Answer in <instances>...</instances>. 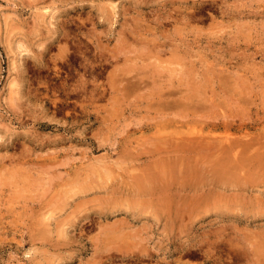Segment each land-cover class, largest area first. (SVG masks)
Returning <instances> with one entry per match:
<instances>
[{
    "label": "rangeland",
    "instance_id": "rangeland-1",
    "mask_svg": "<svg viewBox=\"0 0 264 264\" xmlns=\"http://www.w3.org/2000/svg\"><path fill=\"white\" fill-rule=\"evenodd\" d=\"M0 264H264V0H0Z\"/></svg>",
    "mask_w": 264,
    "mask_h": 264
},
{
    "label": "bare ground",
    "instance_id": "bare-ground-1",
    "mask_svg": "<svg viewBox=\"0 0 264 264\" xmlns=\"http://www.w3.org/2000/svg\"><path fill=\"white\" fill-rule=\"evenodd\" d=\"M179 3V2H178ZM180 4V3H179ZM158 62V61H157ZM215 139V138H214ZM230 139V138H229ZM217 140V139H216ZM219 140V139H218ZM177 141V140H176ZM198 141V140H197ZM210 142V141H209ZM213 142H215V141H213ZM228 142V141H227ZM223 143V142H222ZM217 144V143H216ZM211 146V145H210ZM217 147H219V145L217 146ZM172 148V147H171ZM234 148H236V147H234ZM170 150V149H169ZM230 150V149H229ZM234 150V149H233ZM236 150L237 149H235V151H233V152H236ZM182 151V150H181ZM214 151V150H213ZM183 152V151H182ZM188 152V151H187ZM232 152V151H231ZM184 153V152H183ZM173 154V153H172ZM181 154V153H180ZM232 154H234V153H232ZM232 154H231V156H232ZM214 155V154H213ZM225 159V158H224ZM193 165V164H192ZM223 165V164H222ZM242 167V166H241ZM197 175V174H196ZM196 178V177H195ZM150 188V187H149ZM125 192V191H124ZM105 216V215H104ZM107 217V216H106ZM183 251V250H182Z\"/></svg>",
    "mask_w": 264,
    "mask_h": 264
}]
</instances>
